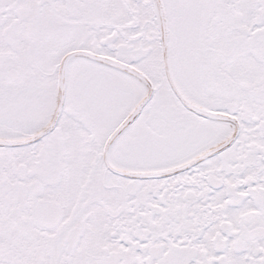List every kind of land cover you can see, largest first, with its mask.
<instances>
[{"label": "flooded vegetation", "instance_id": "1", "mask_svg": "<svg viewBox=\"0 0 264 264\" xmlns=\"http://www.w3.org/2000/svg\"><path fill=\"white\" fill-rule=\"evenodd\" d=\"M162 4L178 85L215 116L175 95L163 58L112 141L149 89L130 78L140 99L106 113L122 72L97 59L151 78L157 0H0V264H264V0Z\"/></svg>", "mask_w": 264, "mask_h": 264}, {"label": "rangeland", "instance_id": "2", "mask_svg": "<svg viewBox=\"0 0 264 264\" xmlns=\"http://www.w3.org/2000/svg\"><path fill=\"white\" fill-rule=\"evenodd\" d=\"M179 43H174V48L173 52L174 54H176V50H180L179 49ZM154 51L151 52L150 57L151 60L149 61V64L151 66L152 72H151V77L155 82H161L164 79V73L163 71L161 72V69H163L162 65H163V56L160 53L155 52V47L153 48ZM196 49H200L202 50L201 46H196ZM204 51V50H203ZM202 51V55H204V52ZM134 53V52H133ZM133 53L127 54L126 59L128 61H131L134 57ZM136 58L138 56L141 55L140 51H136L135 53ZM198 60V63H203V58H196ZM177 61V59H175ZM98 61V60H97ZM152 61V63H151ZM208 64L207 61L205 62L204 65H202V68H207ZM176 71H178V74L181 73V71H179L178 67H177V63H176ZM109 80H106V82ZM119 85V87L113 85L112 83H106L105 86V101L107 102V107L108 109H110L109 111H106V113L109 114H115V116L117 117H121L120 121L124 118V116H126L133 108L134 104L136 101H138L140 99V97L135 98V89L137 86V83L134 81L131 82H127L125 79L124 80H118L117 83ZM167 89V90H166ZM165 92L161 95V110L158 109L159 104L157 103V109L156 112H152V114L157 115L156 120L159 121L161 119L164 118V114L170 115V111L169 113H164L163 114V108L169 105H177L176 103V99L175 97L172 96L171 93H169L171 90L169 88H166ZM110 95V96H109ZM137 99V100H136ZM110 103V104H109ZM114 105H116L114 107ZM121 112V113H120ZM119 113V114H117ZM121 114V115H120ZM119 121V123H120ZM118 122L116 123L115 126L111 127V131L116 128V126L119 124Z\"/></svg>", "mask_w": 264, "mask_h": 264}, {"label": "water", "instance_id": "3", "mask_svg": "<svg viewBox=\"0 0 264 264\" xmlns=\"http://www.w3.org/2000/svg\"><path fill=\"white\" fill-rule=\"evenodd\" d=\"M165 47H166V54L169 56V45H168V42L165 44ZM106 63L113 64L114 66H123L125 70L130 71L129 68H127L125 65H122V64H120V63H118V62H113V61H107V60H106ZM167 66H168V69H167V70H168V74H169V77H170V81H173V78H172V75H171V69H170L171 66H170L169 64H168ZM172 85H173V84H172ZM173 87H174V89H176L174 85H173ZM186 105H187L188 107H190L191 109H193L194 111L199 112V113H202L203 115L210 116V117H213V116H214L213 114H211V113H209V112H204L202 109L197 108V107H195V106H193V105H190V104H188V103H186ZM139 110H140V107H138V112H139ZM138 112H136L135 114L137 115ZM135 114L132 115V116H135ZM132 118H133V117H132ZM132 120H133V119H130V120L128 121V123L131 122Z\"/></svg>", "mask_w": 264, "mask_h": 264}, {"label": "bare ground", "instance_id": "4", "mask_svg": "<svg viewBox=\"0 0 264 264\" xmlns=\"http://www.w3.org/2000/svg\"><path fill=\"white\" fill-rule=\"evenodd\" d=\"M112 71V70H111ZM114 74H116L118 77H119V79H121V80H126L127 82H131L132 80L128 77V76H126V74H124V73H122V74H119V73H117V72H115V71H112ZM135 98H137L138 96H141L142 94H143V92L140 90V88H138V86H136V89H135Z\"/></svg>", "mask_w": 264, "mask_h": 264}]
</instances>
